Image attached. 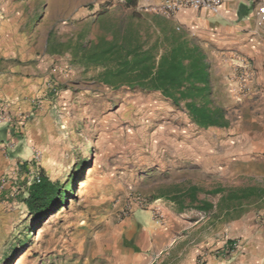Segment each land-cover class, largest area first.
Here are the masks:
<instances>
[{"label":"rangeland","instance_id":"rangeland-1","mask_svg":"<svg viewBox=\"0 0 264 264\" xmlns=\"http://www.w3.org/2000/svg\"><path fill=\"white\" fill-rule=\"evenodd\" d=\"M124 2L0 0V258L18 247L0 264H264V194L220 199L264 191L256 68L234 65L239 89L217 82L224 127L197 126L158 91L104 84L81 49L158 15ZM42 173L74 189L31 232L22 193Z\"/></svg>","mask_w":264,"mask_h":264},{"label":"trees","instance_id":"trees-1","mask_svg":"<svg viewBox=\"0 0 264 264\" xmlns=\"http://www.w3.org/2000/svg\"><path fill=\"white\" fill-rule=\"evenodd\" d=\"M136 1L125 0L124 5L131 7ZM141 20L142 16L131 15L123 27L114 25L111 28L110 38L101 36L88 47H83L79 56L83 65L99 68L101 82L114 88L127 86L158 91L176 106L184 103L199 127L226 126L224 108L211 98L209 64L201 47L183 33L171 30L160 15L153 17L151 25L145 28ZM75 173L74 178L77 176ZM38 179L26 187V196L22 198L29 215L27 228L31 232L59 211L62 205L65 206L67 195L74 189L70 176L63 186L43 173ZM188 190L193 195L196 193L195 187ZM221 191L217 188L210 193ZM258 193L262 195L264 191L245 187L231 190L220 199L227 202L248 200ZM199 207L209 210L212 204L203 202ZM17 251L18 247L13 244L3 249L0 259Z\"/></svg>","mask_w":264,"mask_h":264},{"label":"crops","instance_id":"crops-1","mask_svg":"<svg viewBox=\"0 0 264 264\" xmlns=\"http://www.w3.org/2000/svg\"><path fill=\"white\" fill-rule=\"evenodd\" d=\"M160 0H137L136 4H157ZM264 0H221L219 14L205 9L189 7L163 17L173 31L183 33L203 50L209 64V86L214 99L217 82L227 83V89H239L233 78L235 64H248L256 68V77L249 88L264 97V31L260 27L258 11ZM217 104V102L215 101ZM24 187L22 198L26 196ZM133 217V216H132ZM134 221L136 216L133 217ZM120 260V258H119ZM152 264V263H151Z\"/></svg>","mask_w":264,"mask_h":264},{"label":"built area","instance_id":"built-area-1","mask_svg":"<svg viewBox=\"0 0 264 264\" xmlns=\"http://www.w3.org/2000/svg\"><path fill=\"white\" fill-rule=\"evenodd\" d=\"M220 5L221 0H160V2L156 4L153 9L156 11V14L163 17H167L171 13L179 11L184 7H189L194 10L205 9L210 13L216 15L220 12ZM258 15L260 20V27L262 31H264V3L260 5ZM5 177L6 176L4 174L1 178L2 180L0 183V191L5 188ZM35 181H39L38 177H36ZM11 195H13V192H11Z\"/></svg>","mask_w":264,"mask_h":264}]
</instances>
